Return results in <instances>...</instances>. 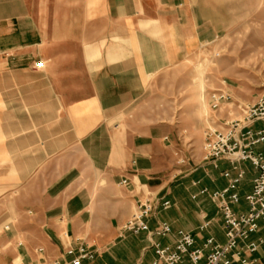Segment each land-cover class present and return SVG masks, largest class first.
<instances>
[{"label":"crops","instance_id":"crops-1","mask_svg":"<svg viewBox=\"0 0 264 264\" xmlns=\"http://www.w3.org/2000/svg\"><path fill=\"white\" fill-rule=\"evenodd\" d=\"M233 1L0 0V162L24 195L51 179L22 229H7L12 262H67L65 250L85 243L94 258L82 264H151L152 244L172 245L177 231L194 236L196 247L208 238L224 243L217 207L199 192L226 188L223 173L236 176L230 162L214 168L200 154L188 157L170 123L135 124L126 113L147 83L215 34L211 20L237 16ZM239 168L236 213L247 211L243 198L257 175L247 163ZM146 196L154 202L149 230L167 223L168 237L122 231ZM259 227L252 241L264 239ZM249 258L264 264V245Z\"/></svg>","mask_w":264,"mask_h":264},{"label":"rangeland","instance_id":"rangeland-1","mask_svg":"<svg viewBox=\"0 0 264 264\" xmlns=\"http://www.w3.org/2000/svg\"><path fill=\"white\" fill-rule=\"evenodd\" d=\"M234 5L237 10L231 11L237 16L211 20L215 34L208 35L199 49L187 52L183 62L147 83L141 98L126 113L127 121L135 124L170 123L188 157L201 155L211 93L228 91L233 97V103L216 114L214 120L219 122L214 121L213 127L217 129L241 114L238 105L252 104L264 95V0L227 3ZM33 60L42 62L37 57ZM6 165L0 162V264H20L18 256L11 260L15 245H9L7 229L12 224L22 229L26 209L39 196L38 188L51 179H38L24 195L20 180Z\"/></svg>","mask_w":264,"mask_h":264},{"label":"built area","instance_id":"built-area-1","mask_svg":"<svg viewBox=\"0 0 264 264\" xmlns=\"http://www.w3.org/2000/svg\"><path fill=\"white\" fill-rule=\"evenodd\" d=\"M35 69H43L44 63L37 62ZM209 117L208 128L205 132L204 143L201 148L203 162H209L217 168V162L227 160L236 172L231 177L224 172L223 177L228 180L226 188L220 191L208 192L202 189L199 194L207 196L213 202L222 218L225 241L217 244L208 238L201 247H196L194 236L184 231H177L172 245L161 246L153 243L154 260L151 264H253L249 255L254 253L264 239L252 241L251 237L258 233L260 224H264V128L254 131L255 123L264 125V96L259 97L251 105H238L241 114L221 123L220 129L214 126V120L221 109L233 103V97L228 91L213 92L208 96ZM214 122V123H213ZM242 163L249 164L256 172L252 181L251 191L243 198L247 211L236 213L232 210L240 202L238 194L244 171L239 168ZM122 185H126L124 180ZM154 202L146 196L137 201L136 209L122 226L125 233L137 235L146 233L148 236L166 238L171 234L170 225L159 224L153 231L149 230L147 221L150 218ZM169 208L168 202L161 205ZM209 223L200 227L207 228ZM42 254V250H38ZM65 255L72 257L70 261H44L38 264H82L91 262L94 252L87 244H80L76 249L67 248Z\"/></svg>","mask_w":264,"mask_h":264}]
</instances>
